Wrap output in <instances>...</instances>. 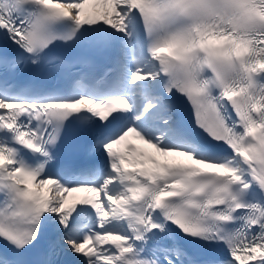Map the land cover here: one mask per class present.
<instances>
[{
	"label": "snow or ice",
	"instance_id": "snow-or-ice-1",
	"mask_svg": "<svg viewBox=\"0 0 264 264\" xmlns=\"http://www.w3.org/2000/svg\"><path fill=\"white\" fill-rule=\"evenodd\" d=\"M0 264H264V0H0Z\"/></svg>",
	"mask_w": 264,
	"mask_h": 264
}]
</instances>
